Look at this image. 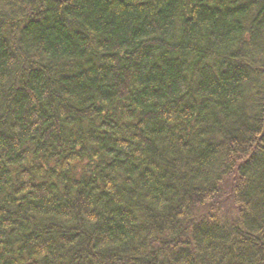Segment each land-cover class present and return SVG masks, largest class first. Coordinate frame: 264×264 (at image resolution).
Instances as JSON below:
<instances>
[{
	"label": "trees",
	"instance_id": "trees-1",
	"mask_svg": "<svg viewBox=\"0 0 264 264\" xmlns=\"http://www.w3.org/2000/svg\"><path fill=\"white\" fill-rule=\"evenodd\" d=\"M0 264H264V0H0Z\"/></svg>",
	"mask_w": 264,
	"mask_h": 264
}]
</instances>
